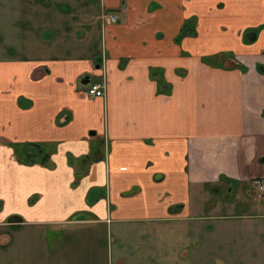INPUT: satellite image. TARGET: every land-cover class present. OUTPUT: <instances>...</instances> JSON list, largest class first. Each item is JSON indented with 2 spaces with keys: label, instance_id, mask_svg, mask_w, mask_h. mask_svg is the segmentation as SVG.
<instances>
[{
  "label": "crops",
  "instance_id": "obj_1",
  "mask_svg": "<svg viewBox=\"0 0 264 264\" xmlns=\"http://www.w3.org/2000/svg\"><path fill=\"white\" fill-rule=\"evenodd\" d=\"M14 3L0 30V264H77L73 247L116 224L197 221L209 238L222 222L227 240L225 221L248 215L203 213L216 189L251 199L264 178V0ZM30 143L47 164L19 160Z\"/></svg>",
  "mask_w": 264,
  "mask_h": 264
},
{
  "label": "rangeland",
  "instance_id": "obj_2",
  "mask_svg": "<svg viewBox=\"0 0 264 264\" xmlns=\"http://www.w3.org/2000/svg\"><path fill=\"white\" fill-rule=\"evenodd\" d=\"M13 14L19 20V9L14 0H0L2 33L5 31L4 27L15 20ZM99 19L101 20L100 17ZM245 34L250 36L247 32ZM17 44L18 41L13 39L12 46ZM92 138L98 140L95 136ZM248 198L246 193L237 192L236 188L231 193L220 188L210 194L211 200L203 214H219L223 209L224 214L233 212L235 215H248L244 217L247 220L225 221L227 240L224 230L217 226L223 225L222 222H208L212 229V234H208L209 238L205 236L202 225L197 227V221L194 223L196 227L175 222L160 223L147 229L143 227L142 235L136 233V227L116 224L110 229L105 227L103 231L100 228L97 241L77 244L72 251L80 259L77 264H264V219L258 218L259 214L255 212V207L259 205L264 208V203L252 202V198ZM234 205L235 210L230 212ZM209 209L213 210L209 212ZM252 212L254 213L250 214ZM241 223L244 225H240ZM248 223H254L253 231H248ZM70 238L73 236H69L68 241ZM244 240L251 244L243 247ZM67 257L69 255L64 256ZM249 258L256 261H248ZM58 264H66V261Z\"/></svg>",
  "mask_w": 264,
  "mask_h": 264
},
{
  "label": "trees",
  "instance_id": "obj_3",
  "mask_svg": "<svg viewBox=\"0 0 264 264\" xmlns=\"http://www.w3.org/2000/svg\"><path fill=\"white\" fill-rule=\"evenodd\" d=\"M260 29H258L257 31H253V32H247L248 34L252 33L253 35L256 34V32H258ZM253 39L247 41V42H251ZM15 151H19L18 148L15 149ZM20 154L18 155L19 160L22 161V163L25 164H32V163H37L39 162L40 164H47L49 161V150L48 149H44L42 148L40 145L38 144H27L24 146V148H20Z\"/></svg>",
  "mask_w": 264,
  "mask_h": 264
},
{
  "label": "built area",
  "instance_id": "obj_4",
  "mask_svg": "<svg viewBox=\"0 0 264 264\" xmlns=\"http://www.w3.org/2000/svg\"><path fill=\"white\" fill-rule=\"evenodd\" d=\"M101 20H105L107 23H115L117 21V17L113 14L106 16L102 14L100 16ZM87 93L91 97H103L104 96V85L102 83H93L91 84L88 89ZM256 184H259L260 190L264 191V184L254 182L252 185L255 187Z\"/></svg>",
  "mask_w": 264,
  "mask_h": 264
},
{
  "label": "flooded vegetation",
  "instance_id": "obj_5",
  "mask_svg": "<svg viewBox=\"0 0 264 264\" xmlns=\"http://www.w3.org/2000/svg\"><path fill=\"white\" fill-rule=\"evenodd\" d=\"M254 182L256 183H262L264 184V178H256V179H252L250 181V187L251 190L253 192V196L251 197L253 201L257 202L261 200H264V191L260 190L259 188V184H256L255 187L252 185ZM230 187L227 188V190H229ZM217 190V189H216ZM256 196V197H255Z\"/></svg>",
  "mask_w": 264,
  "mask_h": 264
},
{
  "label": "water",
  "instance_id": "obj_6",
  "mask_svg": "<svg viewBox=\"0 0 264 264\" xmlns=\"http://www.w3.org/2000/svg\"><path fill=\"white\" fill-rule=\"evenodd\" d=\"M90 135H93V132Z\"/></svg>",
  "mask_w": 264,
  "mask_h": 264
}]
</instances>
